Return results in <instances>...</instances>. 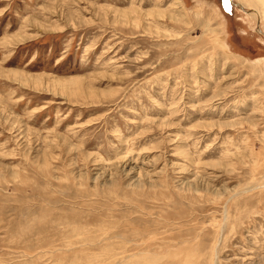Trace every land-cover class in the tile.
Returning a JSON list of instances; mask_svg holds the SVG:
<instances>
[{
	"label": "rangeland",
	"instance_id": "374dc122",
	"mask_svg": "<svg viewBox=\"0 0 264 264\" xmlns=\"http://www.w3.org/2000/svg\"><path fill=\"white\" fill-rule=\"evenodd\" d=\"M0 264H264V0H0Z\"/></svg>",
	"mask_w": 264,
	"mask_h": 264
},
{
	"label": "bare ground",
	"instance_id": "6f19581e",
	"mask_svg": "<svg viewBox=\"0 0 264 264\" xmlns=\"http://www.w3.org/2000/svg\"><path fill=\"white\" fill-rule=\"evenodd\" d=\"M18 74V73H17Z\"/></svg>",
	"mask_w": 264,
	"mask_h": 264
}]
</instances>
